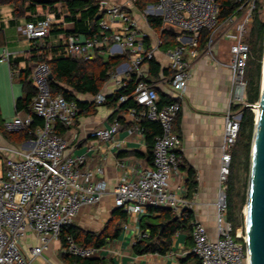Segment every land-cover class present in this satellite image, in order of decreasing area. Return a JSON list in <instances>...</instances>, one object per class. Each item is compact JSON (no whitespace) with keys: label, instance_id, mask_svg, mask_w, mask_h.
I'll list each match as a JSON object with an SVG mask.
<instances>
[{"label":"built area","instance_id":"obj_1","mask_svg":"<svg viewBox=\"0 0 264 264\" xmlns=\"http://www.w3.org/2000/svg\"><path fill=\"white\" fill-rule=\"evenodd\" d=\"M237 1L235 13L222 22L218 0H155L146 7L144 14L160 17L163 26L155 41L148 43L150 34L140 27L131 12L137 0L124 3L100 0V33L90 38L70 36L64 48L65 55L84 61L122 57L124 60L110 72V78L119 89L125 86V79L130 80L131 75L136 74L138 80L133 97L141 107L140 110L131 109L136 124L128 129V133H139L144 137L142 120L158 122L161 126L162 133L156 138L153 148V165L123 178L112 192L116 208L123 209L128 215H140L148 208L168 209L178 215L183 213V207L187 205L184 197L187 188L184 183L173 186L171 179L178 174L182 161V139L175 130V123L193 74L190 57L204 52L211 62L230 69L232 98L222 145L217 236L211 237L203 223L194 221L193 246L180 255L183 258L192 253L201 264H249L245 229L234 231L233 224L227 219L226 182L232 160L231 150L236 143L241 120V113L234 111L233 106L244 98L245 69L250 56L247 39L260 4L264 18V0ZM53 21L54 15H47L27 22L26 37L30 40L49 37ZM169 28L188 34L189 42L178 38L180 44L167 50L171 74L157 82L149 79L143 65L156 57L165 44L163 32ZM204 31L211 34L205 48L200 50ZM217 32L231 43L230 61L227 63L214 53ZM11 58L12 53L4 49L0 62L9 63ZM50 73V66L43 62L36 64L31 75L36 88L32 109L43 119V125L32 128L33 117L19 114L4 123L7 132H27L31 137L26 142L30 145L24 148L0 144V158H4L0 168V264H32L60 239L64 228L75 224L82 208L99 204L109 193L104 165L99 164L95 168L88 165L89 152L95 150L96 145L88 142L86 152L75 153L69 151L68 139L58 133L59 126L67 130L74 126L78 108L75 101H69L63 95H53ZM159 83L172 90L174 102L159 105ZM128 98L121 97V102ZM105 100L102 94L96 97L97 103ZM121 130V123L115 120L111 126L93 131L91 137L99 142L115 141ZM31 234L37 242L27 246ZM148 237V230L140 231L132 246L137 240ZM106 250V246H80L68 237V245L62 248V253L93 259L103 257Z\"/></svg>","mask_w":264,"mask_h":264},{"label":"crops","instance_id":"obj_2","mask_svg":"<svg viewBox=\"0 0 264 264\" xmlns=\"http://www.w3.org/2000/svg\"><path fill=\"white\" fill-rule=\"evenodd\" d=\"M112 2H127V0H111ZM146 2L141 0L134 4L131 12L137 20L140 27L150 34L148 43L155 41L157 31L144 14L146 7L154 2ZM145 4V5H144ZM1 32H0V55L4 49L12 53L9 63L0 62V111L3 121H7L20 114L25 116L24 112L18 113L16 110L17 99L25 96L23 83L21 81L20 72L30 68L31 72L35 67L33 62L27 60L32 56L33 51L37 48H58L59 53H64L65 43L68 39L64 34L52 33L43 40H30L25 35V25L27 20L15 19L13 7L10 5L0 8ZM51 15L48 9L40 7L37 9L35 20ZM61 19H54L53 24H59ZM177 34L176 40L180 44L189 42L188 34H180L174 29L169 28ZM70 37V36H69ZM81 38H84L80 35ZM214 53L222 62L230 61V42L219 33L216 38ZM174 46L165 44L156 53L154 60L159 64L160 71L156 74L153 72L150 61L143 65L145 72L149 74V79L160 82L162 77L169 76L171 70L167 60V50ZM62 51V52H61ZM65 54V53H64ZM107 60L109 57H101ZM23 59V60H21ZM193 65V74L188 82L187 94L182 103L179 113L180 119L175 123V130L182 139V161L178 174L173 175L171 184L173 186L184 183L187 188L184 194L187 205L184 210H191L194 213L195 221L203 223L211 237L217 236V201L218 191L220 187V163L222 154V144L224 141L226 116L231 106V71L226 66L211 62L201 52L197 57H190ZM32 75V73H31ZM32 80V76H30ZM127 80V79H125ZM33 83V80H32ZM126 83V82H125ZM34 85V83H33ZM120 89V88H119ZM118 90L115 82L109 77L104 84L100 94L107 98ZM159 98L164 95L173 98L172 90L162 83L157 86ZM98 96V95H97ZM89 94L79 96L81 99L95 101L96 97ZM97 103V102H96ZM121 103V102H120ZM117 109L109 105H101L95 115L81 117L74 126L64 133L69 142V151L75 153L86 152L88 142L96 145L95 150L89 152L88 165L91 168L103 164L105 167V180L108 185L109 193L105 198L96 205L86 206L82 208L75 219V224L87 231L98 232L102 226L108 222L114 211L116 210L115 198L113 190L120 180L136 173L138 169L151 167L153 161L150 160L149 148L146 136L139 133L130 135L128 129L134 126L135 119L131 110L122 109L115 114ZM111 118V116H113ZM115 120L122 125V130L115 137V141L105 142L91 137V133L101 127H109ZM0 144L10 145L18 148L28 147L30 143H26L30 139H26L19 143L9 140L1 130ZM120 144V145H119ZM193 168L197 175V186L190 194L188 189L189 174L187 169ZM159 213H152L149 209L140 215H128V220L122 222V235L106 245H115L113 252V262L116 264H180L174 258V252L180 250L187 251L189 245V235L186 232H178L173 237V248L167 255L146 254L137 256L132 251V243L140 233V223L144 218L157 220ZM127 226L126 228L124 226ZM61 241L60 239L56 242ZM37 241L34 236L29 235L27 246L35 244ZM56 254L53 247L45 252L46 257ZM105 253L104 256H106ZM114 255H117L116 258ZM119 256H121L119 258ZM179 256V255H177ZM117 259H120L119 261Z\"/></svg>","mask_w":264,"mask_h":264},{"label":"trees","instance_id":"obj_3","mask_svg":"<svg viewBox=\"0 0 264 264\" xmlns=\"http://www.w3.org/2000/svg\"><path fill=\"white\" fill-rule=\"evenodd\" d=\"M140 1L138 0V3ZM145 1L143 3L155 2V0ZM218 3L220 5V21L222 22L235 13L239 4L237 0H218ZM6 5L13 7L15 19L35 20L34 16L37 15L38 7L48 9L56 16V19L63 17L61 23L52 24V33L54 34H64L66 37L81 35L84 38H90L100 33L98 27L99 20L96 19L99 5L96 0H50L49 3H39L38 0H0V8ZM58 5H61L62 10H59ZM262 10L263 6L260 4L255 12L254 21L247 39L250 46V56L245 69V94L247 104H255L258 102L261 94L264 57V18ZM148 19L157 31H161L163 21L160 17L149 16ZM210 34L207 31L201 34L199 43L200 50L205 48ZM162 36L167 46L176 47L179 45L176 40L177 34L173 31L167 29L163 32ZM122 60H124L122 57H113L107 60L98 58L91 61H84L65 55L64 53L60 54L58 48L50 49L43 47L34 50L32 56L27 61L33 62L35 66L43 62L50 66L51 73L53 74V78L50 79L52 93L53 95H63L67 100L76 102L78 108L77 122L81 117L97 114L98 108L101 105H109L117 109L115 114L122 109L140 110L141 107L133 97L138 80L136 74H132L130 80H125V86L116 90L113 95L107 98L104 104H98L95 101L85 100L79 97L86 94L92 96L99 95L104 84L109 80L110 72ZM150 65L154 73L160 71V66L154 59L150 61ZM31 73L30 68L20 72L25 96L17 99L16 110L18 113L24 112L25 116L23 117L32 116L34 119L32 128H35L37 125H43V119L38 117L32 109V101L36 96V88L30 79ZM123 96H129V98L125 102H121V97ZM174 101L173 98L161 95L159 105L164 106ZM243 108L244 104L233 106L234 111L241 113V120L238 137L231 151V170L226 190L227 219L233 224L235 231L242 226L243 217L237 214L238 202L234 201L232 195L233 192H236L239 199V192L237 190L239 172L241 170L250 172L251 152L255 132V113L251 109L243 111ZM113 117L114 115L111 116V118ZM178 118L180 119L179 115ZM178 118L177 120L179 122ZM4 123L5 121L2 120L0 111V128L3 134L12 142L19 143L31 137L27 132H7L4 129ZM140 124L146 136L150 160L153 161V148L156 138L162 133L161 126L158 122L149 120H142ZM66 131L67 129L58 127L59 134L64 135ZM187 171L189 174L188 189L191 194L197 186V175L196 171L191 167ZM240 200L243 203L244 201L247 202L246 196L240 197ZM148 209L152 213H159L160 217L157 220L150 218L142 219L140 223L141 230H148L149 237L137 240L136 244L133 245L132 251L135 255L142 256L155 253L167 255L173 248V237L178 232H186L189 235L187 250H191L193 246L192 223L195 221L194 213L191 210H184L181 215H178L168 209ZM127 220L128 214L123 209L116 208L112 218L100 232L87 231L76 224L70 225L64 228L60 235L62 248L68 245V237H71L80 246L103 248L122 235V222H126ZM161 223H164L163 228ZM62 255L63 260L67 264H111L113 261L105 257L90 259L64 253ZM181 262L182 264H201V261L192 253L183 257Z\"/></svg>","mask_w":264,"mask_h":264},{"label":"water","instance_id":"obj_4","mask_svg":"<svg viewBox=\"0 0 264 264\" xmlns=\"http://www.w3.org/2000/svg\"><path fill=\"white\" fill-rule=\"evenodd\" d=\"M49 3L50 0H38ZM101 18L99 14L97 20ZM262 87L257 104H244L243 111L255 113L247 202L245 208V233L249 264H264V62ZM49 78H53L50 73ZM258 110V112L256 111ZM162 228L164 223H161Z\"/></svg>","mask_w":264,"mask_h":264},{"label":"rangeland","instance_id":"obj_5","mask_svg":"<svg viewBox=\"0 0 264 264\" xmlns=\"http://www.w3.org/2000/svg\"><path fill=\"white\" fill-rule=\"evenodd\" d=\"M96 1H98V3L100 2V0H96ZM109 1H111V0H109ZM39 9H40V7H38ZM58 8H59V10H62V7H61V5H58ZM51 15H54L53 13H51ZM55 15H54V19H55ZM218 35H219V32H217L216 34H215V36H214V44H216V38L218 37ZM263 62H264V57H263ZM263 76V75H262ZM263 78V77H262ZM261 87H262V79H261ZM246 103V94H244V98H243V100L242 101H240V102H238L237 104H245ZM258 102H256L255 104H257ZM236 104V105H237ZM237 113H239V112H237ZM223 145V144H222ZM232 151V150H231ZM222 152V151H221ZM231 162H232V160H231ZM3 163H4V158H0V168L2 167V165H3ZM222 168H223V163H222V154H221V163H220V171L222 170ZM228 169H229V173H228V177H227V182H228V179H229V175H230V170H231V163H230V165H229V167H228ZM249 174H250V172L249 171H240L239 172V175H238V182H237V190H238V192H239V199H238V196H237V194H236V192H233V195H232V197H233V199H234V201L235 202H238V205H237V214L239 215V216H241L242 215V217H243V224H242V226H240L238 229L240 230V229H245V208H246V202L244 201V203L242 202V200H240V197H243V196H246V199H247V193H248V185H249ZM219 180H220V175H219ZM226 182V183H227ZM220 188V187H219ZM107 223V222H106ZM106 223H105V225H106ZM105 225L104 226H102V228L98 231V232H100L104 227H105ZM233 228H234V226H233ZM235 231V230H234ZM53 247V251L54 252H56V254H52V255H50V257H46V255H44V256H40V257H37V258H35L33 261H32V264H67L64 260H63V255H62V242L61 241H58V242H56L55 243V241L51 244V246H50V249ZM49 249V250H50ZM106 251L104 252V253H107V255L106 256H103V257H105V258H107V259H111V260H115V259H113V252L112 251H114L116 248H115V245H113V246H107L106 247ZM114 249V250H113ZM49 250H47V251H49ZM47 251H46V253H47ZM116 251V250H115ZM112 253V254H111ZM177 255H179V256H177ZM181 253H180V250H176L175 252H174V258H176L177 260H178V262L180 263V264H182V262H181ZM116 258L118 257L117 255H114ZM121 256H119V258H120ZM118 261L120 260V259H117ZM111 264H116L115 262H111ZM133 264H136V263H133ZM137 264H138V262H137Z\"/></svg>","mask_w":264,"mask_h":264},{"label":"bare ground","instance_id":"obj_6","mask_svg":"<svg viewBox=\"0 0 264 264\" xmlns=\"http://www.w3.org/2000/svg\"><path fill=\"white\" fill-rule=\"evenodd\" d=\"M256 111L258 112V110L256 109Z\"/></svg>","mask_w":264,"mask_h":264}]
</instances>
